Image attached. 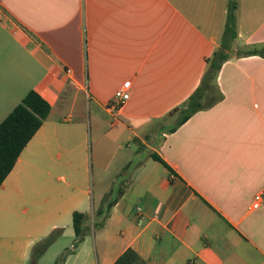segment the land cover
Wrapping results in <instances>:
<instances>
[{
    "label": "crops",
    "instance_id": "obj_1",
    "mask_svg": "<svg viewBox=\"0 0 264 264\" xmlns=\"http://www.w3.org/2000/svg\"><path fill=\"white\" fill-rule=\"evenodd\" d=\"M228 2L0 0V120L29 90L51 106L0 185V264H30L56 228L74 236L72 212L91 224L118 184L103 227L63 264H112L129 247L149 264H264V199L251 206L264 190V56L243 54L264 46V0H238L217 99L177 125ZM120 87L129 98L110 110Z\"/></svg>",
    "mask_w": 264,
    "mask_h": 264
},
{
    "label": "trees",
    "instance_id": "obj_2",
    "mask_svg": "<svg viewBox=\"0 0 264 264\" xmlns=\"http://www.w3.org/2000/svg\"><path fill=\"white\" fill-rule=\"evenodd\" d=\"M238 0H229L221 44L212 56L208 59V68L200 85L184 101L183 107L179 108V121L177 125L186 121L197 110L209 107L217 97L214 94L216 89L213 80L232 49V43L236 38V9ZM244 55L264 56V46L261 48L252 47L243 52ZM212 80V81H211ZM51 106L38 92L29 90L21 101L0 120V185L6 176L13 169L24 147L40 128L43 122L49 117ZM150 156L162 163L166 168L169 166L155 152ZM126 185L111 189L104 198L103 205L93 211V219L90 224L89 217L81 211L72 212L71 225L74 232L72 247L60 255L54 264H63L67 255L72 253L85 239L92 228L103 227L109 217L113 205L124 193ZM62 228L52 230L45 238L41 239L31 249L30 264H37L39 257L48 247L61 235ZM112 264H149L133 248H126Z\"/></svg>",
    "mask_w": 264,
    "mask_h": 264
},
{
    "label": "rangeland",
    "instance_id": "obj_3",
    "mask_svg": "<svg viewBox=\"0 0 264 264\" xmlns=\"http://www.w3.org/2000/svg\"><path fill=\"white\" fill-rule=\"evenodd\" d=\"M120 137H121V135H120ZM90 145L92 147H94L97 144H96V142H93V141L90 142L89 141V146ZM124 145H125V142H124ZM114 151H115V148H112L111 146H108V145L105 146V153L107 155V158H109L114 153ZM88 153L90 155V148H88ZM144 153L145 152H143L142 154H144ZM118 185H117V187H118ZM96 192L97 191H95V195H97ZM72 239H74V236H72L71 238H64V237L60 236L57 240H55V242L51 246L48 247L47 252L43 256V258L41 259L39 264H54L55 261L58 260V258L60 257L61 251H65V250H63L64 245H65V247H70V248L72 247V243H73ZM84 259H85V256L82 255V257H80L79 260L83 261Z\"/></svg>",
    "mask_w": 264,
    "mask_h": 264
},
{
    "label": "built area",
    "instance_id": "obj_4",
    "mask_svg": "<svg viewBox=\"0 0 264 264\" xmlns=\"http://www.w3.org/2000/svg\"><path fill=\"white\" fill-rule=\"evenodd\" d=\"M128 98H129V91L125 87L118 88L114 93L112 102L108 104L109 109L117 110L121 108V106L128 100ZM263 199H264V190L256 193L253 197V202L251 205L252 208H258ZM140 211H141V208L137 207L136 212L139 214ZM139 221L141 222V220Z\"/></svg>",
    "mask_w": 264,
    "mask_h": 264
}]
</instances>
